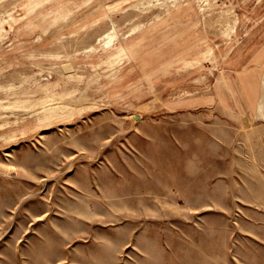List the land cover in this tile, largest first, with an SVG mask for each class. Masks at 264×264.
<instances>
[{
  "label": "rangeland",
  "instance_id": "1",
  "mask_svg": "<svg viewBox=\"0 0 264 264\" xmlns=\"http://www.w3.org/2000/svg\"><path fill=\"white\" fill-rule=\"evenodd\" d=\"M263 29L264 0H0V264H264V129L198 102Z\"/></svg>",
  "mask_w": 264,
  "mask_h": 264
},
{
  "label": "crops",
  "instance_id": "2",
  "mask_svg": "<svg viewBox=\"0 0 264 264\" xmlns=\"http://www.w3.org/2000/svg\"><path fill=\"white\" fill-rule=\"evenodd\" d=\"M206 35V34H205ZM257 35V36H256ZM252 36V35H251ZM193 38V39H191ZM204 34L199 32L188 39L200 43ZM242 62L230 69L229 83L215 81L214 86L201 90L204 93L198 102L212 107L226 117L230 124L264 129V29L252 36ZM191 42V41H189ZM210 94V95H208ZM184 102L183 105H185Z\"/></svg>",
  "mask_w": 264,
  "mask_h": 264
}]
</instances>
